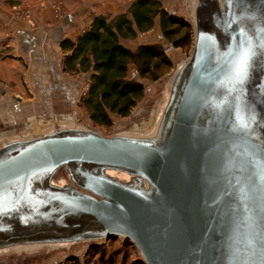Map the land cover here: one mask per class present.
Returning a JSON list of instances; mask_svg holds the SVG:
<instances>
[{
  "label": "water",
  "instance_id": "water-1",
  "mask_svg": "<svg viewBox=\"0 0 264 264\" xmlns=\"http://www.w3.org/2000/svg\"><path fill=\"white\" fill-rule=\"evenodd\" d=\"M188 2L193 50L140 126L0 130V258L123 237L146 264H264V0Z\"/></svg>",
  "mask_w": 264,
  "mask_h": 264
},
{
  "label": "crops",
  "instance_id": "crops-1",
  "mask_svg": "<svg viewBox=\"0 0 264 264\" xmlns=\"http://www.w3.org/2000/svg\"><path fill=\"white\" fill-rule=\"evenodd\" d=\"M18 1L0 0V130L36 119L41 111L71 116L80 110L90 74L70 75L59 43L83 34L96 15L111 21L126 14L134 0H62L69 8L62 21L54 20L51 8L44 6L58 0H25L37 19L35 28L16 18L11 4ZM132 40L122 43L136 51L139 46L128 42Z\"/></svg>",
  "mask_w": 264,
  "mask_h": 264
},
{
  "label": "trees",
  "instance_id": "trees-1",
  "mask_svg": "<svg viewBox=\"0 0 264 264\" xmlns=\"http://www.w3.org/2000/svg\"><path fill=\"white\" fill-rule=\"evenodd\" d=\"M157 20L163 37L175 46L191 42V26L168 14L160 0H135L126 14L111 21L96 15L83 34L61 42L69 52L65 56L67 70L90 73L88 92L81 105L95 123L110 125L111 114L129 115L142 98V82L128 75L131 64L137 67L139 78L152 79L168 64L163 49L155 45L141 44L134 51L122 43L123 39H134L138 33L152 29ZM64 264L98 263L70 257Z\"/></svg>",
  "mask_w": 264,
  "mask_h": 264
},
{
  "label": "rangeland",
  "instance_id": "rangeland-1",
  "mask_svg": "<svg viewBox=\"0 0 264 264\" xmlns=\"http://www.w3.org/2000/svg\"><path fill=\"white\" fill-rule=\"evenodd\" d=\"M160 2L162 8H164V10L168 14L179 18L181 21L191 26V42L177 47L172 42H169L163 37L160 27H153L146 32H140L136 40L133 39L132 41L128 42H130L131 44H136L138 46L141 44L155 45L158 48L163 49V51H165L166 46H172V49L168 53L164 52V56L167 59L168 64L162 69L156 71V79L139 78L137 67L133 64L129 66V78H133L134 76L137 77L138 80L142 82L144 92L142 98L134 106L131 113L127 116L111 114L110 125H99L91 120L86 109L83 105H81L80 110L78 109V111L75 112L74 115H63V117H66V119L69 120L73 119L74 121L81 123L89 128L100 131L105 136H111L119 131L132 128L135 126V124L140 126L139 124L145 122L149 118L150 112L154 109L156 103L158 102V99L162 96L163 87L167 78L182 59L188 58L190 56L194 46V28L188 0H160ZM20 3H26V1L20 0L16 3L11 4V6L13 7L14 5ZM55 3L60 5V7L62 8L63 16L61 18L56 17L55 15L53 9V5ZM44 6H49L51 8L52 18L56 21L64 20L69 12V8H67L66 3L62 0L55 1L50 5H47V3H45ZM26 19V21H20L31 28L37 27V19L33 18L32 16ZM156 23H158V20ZM59 46L62 51L61 55L66 56L69 52H66L61 47V42L59 43ZM82 73L84 72H81V74ZM69 74L73 75L77 73L69 72ZM89 74L85 72L84 75H86L87 77ZM84 79L85 77H83V80ZM82 97L83 95L81 94V102L84 99V97ZM43 115L44 114L41 111V113L39 112L36 115V117L38 116L36 119L31 118L30 120H33L34 123L40 122L39 120L43 117ZM22 123H18V125L15 126L17 127V130L22 127ZM63 174L65 173L63 170H61L59 171L58 176ZM70 257H75L81 262H85L86 260H88L90 262H97L98 264H146L136 245L129 239L123 237H110L107 240L79 243L70 248L59 249L51 252L42 251L33 254L1 257L0 264H64Z\"/></svg>",
  "mask_w": 264,
  "mask_h": 264
},
{
  "label": "snow or ice",
  "instance_id": "snow-or-ice-1",
  "mask_svg": "<svg viewBox=\"0 0 264 264\" xmlns=\"http://www.w3.org/2000/svg\"><path fill=\"white\" fill-rule=\"evenodd\" d=\"M254 55V51L251 47L245 49L243 42L240 45L239 51L236 53L233 61V71L238 82L243 83L247 77L248 69L251 63V59ZM242 127H247L246 123H241Z\"/></svg>",
  "mask_w": 264,
  "mask_h": 264
},
{
  "label": "built area",
  "instance_id": "built-area-1",
  "mask_svg": "<svg viewBox=\"0 0 264 264\" xmlns=\"http://www.w3.org/2000/svg\"><path fill=\"white\" fill-rule=\"evenodd\" d=\"M16 18L19 20H27L26 18L32 16L31 15V8H30V3L28 1H26V3H20V4H16L13 6ZM53 9L55 12L56 17H62L63 16V12H62V8L60 7V5H58L57 3H55L53 5ZM172 49V46H166L165 47V51L166 53H168L170 50ZM87 95V90L83 92V97H85Z\"/></svg>",
  "mask_w": 264,
  "mask_h": 264
}]
</instances>
